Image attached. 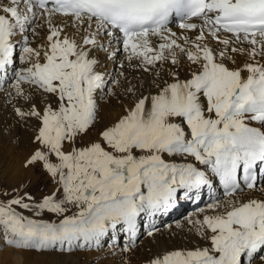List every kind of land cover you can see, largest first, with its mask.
<instances>
[{
  "label": "snow or ice",
  "instance_id": "snow-or-ice-1",
  "mask_svg": "<svg viewBox=\"0 0 264 264\" xmlns=\"http://www.w3.org/2000/svg\"><path fill=\"white\" fill-rule=\"evenodd\" d=\"M57 16L83 29L80 43L53 23ZM38 19L48 25V47L41 63V52L22 36L19 59L29 66L15 72L12 88L29 110L14 111L40 122L33 142L41 147L24 166L39 164L57 187L39 201L28 192L0 199L4 244L71 256L99 248L106 237L114 244L122 233L135 245L142 216L166 213L218 178L229 199L207 205L217 214L189 221L210 246L168 251L146 264H251L264 250V199L231 197L243 190L239 170L244 186L254 190L255 170L264 166V0H7L0 3V79L14 63L13 37L29 29L35 34ZM175 19L195 36L172 31ZM102 36L116 39L129 62L136 60V67L157 77L165 64L180 65L181 54L198 68L183 80L170 69L172 82L141 95L99 139L77 146L97 122V93L107 83L118 87L124 75L109 81L96 70L93 49L116 55ZM211 41L223 47L217 50ZM239 55L248 59L229 67ZM24 83L55 97L58 107L50 102L39 110ZM125 91L135 95L136 88L129 84ZM107 93L115 95L114 88ZM17 209L62 218L50 222ZM123 251H131L129 243ZM260 261L264 264V256Z\"/></svg>",
  "mask_w": 264,
  "mask_h": 264
},
{
  "label": "rangeland",
  "instance_id": "rangeland-1",
  "mask_svg": "<svg viewBox=\"0 0 264 264\" xmlns=\"http://www.w3.org/2000/svg\"><path fill=\"white\" fill-rule=\"evenodd\" d=\"M33 27H35L36 34L31 33L30 36H33L31 37V40L35 37H42L45 35V24L39 19L36 20ZM64 34L76 39L78 36V30L64 29ZM185 34L192 37L191 34ZM177 35L181 36L179 33H177ZM156 43H158L157 40L153 42L154 45ZM18 54L19 52L16 53V56ZM43 61V52H41L40 62L42 63ZM32 62H35V60L33 59ZM19 63L20 66L17 71L29 66V62L20 61ZM137 63L138 62L135 60L134 67H127L130 69L124 70V75L122 77H119V74L116 73V71H113L115 74L109 78V81L119 77L120 85L114 87L110 83L106 84L105 92L101 97L102 99H97L99 100L97 102V122L89 134L81 138L77 146H86L89 142L99 139L98 133L104 128L113 125L120 117L125 115V110L133 107L135 100L141 95L155 94L157 93V90L162 88L166 83L172 82L174 77H171L168 74L170 69L177 71L179 78L183 80L190 78V71L192 69L197 70L198 68V66L190 64L182 54L180 55V65L171 66L170 64H165L159 77H157L154 72H144L142 68L136 67ZM16 68L11 67L10 69H13L14 71ZM13 81L14 76L12 80H10V88L7 87V89H5L4 86H0V199H7L11 196L23 195L25 192H28L36 199V201H39L44 195L51 194L57 185L51 180L49 175L39 164L30 167L24 166V161L31 155V153L37 147H41L33 142V137L37 134L40 122L35 117L21 119L15 114L14 109L16 107L28 111L29 104L23 98L16 96L15 90L12 88ZM129 84L135 86V95L125 91ZM22 87L25 94L32 97V102L36 104L39 110L42 111L43 107L50 102L53 109L58 107L55 97H51L27 83H24ZM108 87L114 88L115 95L110 96L107 93ZM52 159L53 162H56L54 157ZM14 189L15 191H13ZM3 193H8V196H4ZM17 210L23 211L24 215L31 218L44 219L50 222H58V220L62 218L50 213H41L39 217H36L33 216L31 211ZM187 210L188 209H185V211L183 210L179 217L187 215ZM72 211H75V209H71L67 214H71ZM141 218L138 227H141L142 229L147 218L146 216H142ZM163 221L164 219L160 222ZM158 223L159 221L156 224ZM121 236H123V234H121ZM144 236L145 234H142V236H140L135 242V245L129 243L131 251L127 253L123 251V247L127 242H123L124 244H120L119 249L115 250V252L105 261H101L102 258H95V260L92 259L91 261L86 260L85 257L88 252L94 248L76 250L73 255L67 256L60 255L55 251L37 252L15 249L4 244L2 237H0V264H26V261L27 264H146L148 260L160 255L162 256L164 253L168 252L169 249L164 248L163 245L158 244L155 248L153 244H148L146 240L142 241ZM107 240H109V237H106L105 244L100 246L99 249L103 250L107 247ZM159 246H162V249L159 248ZM79 251L81 252V255ZM25 252L28 253L29 258H27V260H25L23 256L20 260L14 259L16 256L15 254ZM159 252L161 253L159 254ZM75 254H79L80 257L77 256V258ZM256 258H258V255H256ZM29 259H31V262Z\"/></svg>",
  "mask_w": 264,
  "mask_h": 264
},
{
  "label": "bare ground",
  "instance_id": "bare-ground-1",
  "mask_svg": "<svg viewBox=\"0 0 264 264\" xmlns=\"http://www.w3.org/2000/svg\"><path fill=\"white\" fill-rule=\"evenodd\" d=\"M6 2H7V0H0V3H6ZM40 21L45 24V28H46L45 31L46 32H45L44 36L35 37L33 40H31V37H33V36H30V35L33 32L31 29H29L25 33H23V34L18 33L16 36L13 37V40L15 41L14 63H13V65H11L7 68L6 76L3 79H0V86L1 85L4 86L5 89H7V87L10 88V85H11L10 80H12L15 72L17 71V69L20 66L19 62L21 60L19 59V54L16 56V53L17 52L20 53L22 50V47H23L22 36H27L28 44L30 47H32L34 49H38L41 52H44L47 49L48 41L46 40V37L49 34L48 25H47L46 21H44V20H40ZM193 22L199 23V21L195 20V19H193ZM53 23L57 26L63 27V29L78 30V29L73 28L71 26V18L70 17L69 18H63V17H58V16L53 17ZM178 25H179V19H175L174 22L170 23V27H171L172 31L179 33L180 35H182V34L186 35L185 33H187L188 35L191 34L192 37L195 36V34H196L195 32L184 31V30L180 29ZM94 30H95V25L93 24L92 28L89 29V31H94ZM83 35H84V31L81 28L78 30V36L76 38L77 43L81 42ZM100 39L103 40L108 47H110L113 50H116V55L112 58H109L107 53L103 50L93 49L90 53V58L98 59V65L96 66V70L107 74L106 80H109V78L112 77L113 74H115V73H113V71H116V73L119 74L120 72H123L124 70H127V69H130L131 67H134L133 65L135 63V60L129 62L126 59V54L124 53V51L122 49L121 43H118V41L116 39H112L111 41H109V38L107 36H102V37H100ZM155 41H156V39H153V42H155ZM210 46L216 48L217 50H219L220 48L223 47L222 45H217L215 41H211ZM240 46L245 47V48L249 47L247 44L240 45ZM235 59H236V64L233 65L231 62H228L229 67H235V66L242 65L248 59V57H246L244 55H239V56H236ZM262 62H264V61H262ZM11 67L12 68L17 67V68L13 71V69H10ZM127 67H130V68H127ZM192 70H194V69H192ZM9 73H10V75H9ZM159 90H157V92ZM104 92H105V90L103 92L97 93V99L100 100V98L103 96ZM99 100H97V102ZM198 167H203V166L198 165ZM241 171L242 170H239L238 174ZM258 171H259V178L256 182V188L254 190H249L246 187H243L241 185V188L243 190L236 193L235 196L231 197V199L238 200L239 202H246L247 200L253 199V198L264 199V166L258 167ZM241 180H242V175L240 176V181ZM207 194L210 195L212 198L205 199L204 197ZM198 199H201L200 202L198 204L194 205L193 202H196ZM216 199H219L222 202L229 199V197H226L224 195V189H223L222 185L219 184L218 178L213 179V187H211V188L204 187L203 189H201L199 191V193H192L189 198L178 200L175 207L170 209L168 212L163 213V214H158L157 216L151 217V218L146 216L147 219H146L144 226H142V229H141V227L140 228L138 227V229H137V239L140 236H142V234H145V236L142 238V241L146 240V242H148V244H150V245L153 244L154 247L158 246V244L163 245L164 248L169 249L168 251L179 250V249L189 250V249H195L197 247L210 246L209 241L206 238H202L200 236V234L196 231L197 226L194 223H190L189 221H193V222L197 221V220L202 221L203 216L206 214L207 215L217 214L216 212H213V211L207 209V205L210 203H213L214 200H216ZM185 209H188L187 215L179 217L182 214L183 210L185 211ZM201 209H204V211L202 212ZM219 211L222 212V211H224V209H220ZM141 219L142 218H140L138 220V225H139V221ZM162 219H164V221L160 222ZM158 221H159V223L156 224ZM149 231H154V235L152 237H149L147 235V232H149ZM121 234L122 233H117V239H116L114 244L109 243V240H110V237H109V240H107L108 245L105 249L102 250L99 248H94V249L90 250L88 252L87 256L85 257L86 260L91 261L92 259L95 260V258H102L101 261H105L107 258H109V256L112 253L115 252V250L119 249L120 244L122 245L126 242L130 243L129 241H127L125 239V235L123 234V236H121ZM210 234H211L210 231L205 229V235L207 236ZM105 239L101 242V246L105 244ZM159 248L162 249V246L161 247L159 246ZM165 251H166V249H165ZM160 253L161 252H159V254ZM21 254L20 253L15 254L16 256L14 257V259L20 260L22 258V256L24 257L25 260H27V258H29L28 253L25 252V253H21ZM80 255H81V252H80ZM75 256L77 257V256H79V254L78 255L75 254ZM261 256H264L263 250H261L259 252L258 258L255 257L252 260L251 264H261V261H260ZM40 257H43V256H40ZM29 261L31 262V259H29ZM26 264H27V261H26ZM36 264H38V263H36ZM245 264H247V261H245Z\"/></svg>",
  "mask_w": 264,
  "mask_h": 264
}]
</instances>
